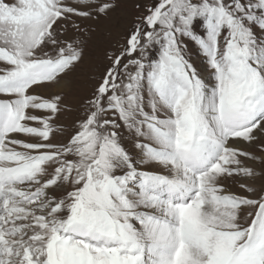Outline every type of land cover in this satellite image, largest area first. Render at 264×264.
<instances>
[{"label": "snow or ice", "instance_id": "obj_1", "mask_svg": "<svg viewBox=\"0 0 264 264\" xmlns=\"http://www.w3.org/2000/svg\"><path fill=\"white\" fill-rule=\"evenodd\" d=\"M0 264H264V0H0Z\"/></svg>", "mask_w": 264, "mask_h": 264}, {"label": "rangeland", "instance_id": "obj_2", "mask_svg": "<svg viewBox=\"0 0 264 264\" xmlns=\"http://www.w3.org/2000/svg\"><path fill=\"white\" fill-rule=\"evenodd\" d=\"M188 57L193 62L194 66L202 74H206L207 61L206 59L198 52V49L195 46L190 45L188 49Z\"/></svg>", "mask_w": 264, "mask_h": 264}]
</instances>
